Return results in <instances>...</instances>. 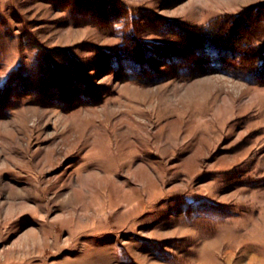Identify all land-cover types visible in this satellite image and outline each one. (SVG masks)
Segmentation results:
<instances>
[{
    "label": "rangeland",
    "instance_id": "374dc122",
    "mask_svg": "<svg viewBox=\"0 0 264 264\" xmlns=\"http://www.w3.org/2000/svg\"><path fill=\"white\" fill-rule=\"evenodd\" d=\"M0 264H264V0H0Z\"/></svg>",
    "mask_w": 264,
    "mask_h": 264
}]
</instances>
